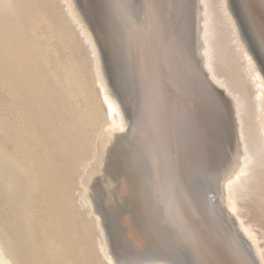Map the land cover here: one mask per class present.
<instances>
[{
	"label": "bare ground",
	"instance_id": "obj_1",
	"mask_svg": "<svg viewBox=\"0 0 264 264\" xmlns=\"http://www.w3.org/2000/svg\"><path fill=\"white\" fill-rule=\"evenodd\" d=\"M61 1L63 14L75 26L72 31H78V36L82 35L92 49V82L82 75L83 69L78 66L81 60L57 61L56 52V60L51 59L50 39L58 32H49L52 21L34 5V0H0V81L15 107L14 120L7 126L4 116L0 117V187L14 223L21 220L18 224L22 226L17 224L20 228L13 233L23 232V240L17 239L22 243V247L18 244L19 249L11 243L16 241L11 240L13 233L10 237L0 226V264L96 263L89 258L90 247L85 252L86 245L78 239L74 224L78 211L69 204L65 175L86 150L92 158L98 156L99 148L105 153L104 165L96 168L97 163H86L91 168L87 166L81 173L84 176L78 183L83 191L78 200L88 206L86 212L94 215V225L102 234L95 248L99 255L96 264H116L117 237L99 217L101 209L95 198L102 191L110 198L114 195L116 188L110 187L114 181L110 173L122 164L127 166L124 156L130 141L139 147L138 156L132 160L137 172L135 185L145 208L152 206L156 210L159 229L155 232L149 222L148 234L162 236L163 229L171 230L199 249L201 258L215 264H264L260 236L246 220L239 203L251 190V194L257 192L258 189L253 192L252 182L256 184L262 178L259 180L258 176L264 175V44L251 15L263 57L238 32L228 0H157L162 9L175 13L167 28L160 23V11L153 10L140 24L133 23L126 29V51L130 63L135 65L137 85V99L130 97L134 103L129 99L128 108L129 104L125 102L124 106L108 83L100 45L90 22V18L96 22L95 30L100 35L109 36L110 20L121 19L125 0H100L97 7L92 6L93 0H83L85 7L78 0ZM131 2L139 7L147 0ZM43 24L48 30L42 31ZM68 37L70 44L76 43L72 33ZM59 39L61 44L63 40ZM66 41L65 37L63 42ZM245 53L251 56V62ZM240 59L244 60L243 66L233 75L235 78L229 77L230 81L216 65ZM245 81L252 89L249 95L243 90ZM215 83L229 95L218 91ZM93 88L98 92L101 109L90 99L95 93ZM202 95L213 97L216 107L209 109L203 104ZM83 100L85 103L81 104ZM99 117V148L91 141L93 145L88 149L87 131ZM121 179V183H126ZM132 190L130 187L129 192ZM126 195L130 194L126 191ZM123 196L120 198L126 199ZM125 203L121 217L123 207L130 205L123 206ZM6 223L3 221L4 226ZM202 234L211 242V250L203 246ZM14 236L15 239L17 235ZM143 246L139 264H161L153 243L148 240ZM17 248L19 253L14 255Z\"/></svg>",
	"mask_w": 264,
	"mask_h": 264
},
{
	"label": "rangeland",
	"instance_id": "obj_2",
	"mask_svg": "<svg viewBox=\"0 0 264 264\" xmlns=\"http://www.w3.org/2000/svg\"><path fill=\"white\" fill-rule=\"evenodd\" d=\"M48 1H49V3H48ZM52 1H53V3H52ZM99 1L100 0H93V5L92 6H94L95 7V5H96V7H97V5L99 4ZM255 3H257V5L259 6V11H260V14L262 13V14H264V0H253ZM42 2H44V3H42ZM47 3V5L45 6V4ZM94 2H97V4H95ZM34 5H36V7L37 6H39L40 7V9H41V11L46 15V17L48 18V21L49 22H51V25L50 26H54V27H56V28H53V26H52V28L50 27V29H52V30H55V31H52V30H50L49 29V32H51L52 34H54L55 32H58V35L57 34H55V35H57V36H53V38L52 39H50V46H49V49H48V53H49V55H50V57H51V59H55L56 57H58L57 59H59V60H57V61H61V62H66V61H69L71 58V60H75V62H79L78 60H81L78 64V66H80V67H82L81 68V70H82V75H84L85 76V78L88 80V81H91L90 80V78L92 79L93 78V73H92V70H93V65H92V62H91V60L93 59V55L91 54V52H92V49H91V47L89 46V44L87 43L86 44V42L84 41V40H82L83 38V36L82 35H80V37L78 36L80 33L77 31H72L73 30V28L72 27H74V30H75V26H73L74 24H73V22L71 21H69L68 20V17L66 18V16L63 14L64 13V10H63V2L61 1V0H34ZM41 3L43 4V5H41ZM56 4V6L55 5H53V4ZM50 5V8H51V6H52V8L51 9H53L52 10V12H53V16H52V12L50 11V8H49V5ZM48 7V9L45 11L44 9H46ZM54 7H56V8H54ZM58 9V10H57ZM44 10V11H43ZM49 11H50V13H49ZM262 11V12H261ZM58 14H59V16L60 17H58ZM231 14H232V12H231ZM62 15H63V17H62ZM250 15H251V17H252V19L254 20V22H255V25H256V28H257V31H258V33H259V38H260V40L263 42V44H264V36H262V34H264V26H262L261 25V23L259 22V20L258 19H256L255 20V18H254V16L250 13ZM232 17H233V15H232ZM56 18V19H55ZM62 18V19H61ZM23 19V18H22ZM233 19H234V17H233ZM61 20H63V21H61ZM235 20V19H234ZM236 21V20H235ZM21 23H23V20L21 21ZM73 25H72V24ZM237 23V22H236ZM24 24V23H23ZM83 24L85 25L86 23L83 21ZM46 24H43V25H41V29H42V31H45L47 28H45L46 26H45ZM58 27H57V26ZM69 27V28H68ZM237 27H238V24H237ZM57 28H59V31H57ZM60 29H62V31H64V32H62ZM229 29H230V31L232 30V27H229ZM48 30V29H47ZM238 32H240L239 31V27H238ZM66 31V32H65ZM72 31V32H71ZM67 32H69V33H67ZM62 33V34H61ZM63 33H65V34H63ZM72 33V35H73V38H75L74 39V41L76 42V43H73V44H70L68 41V35L69 34H71ZM77 33V34H76ZM60 35V36H59ZM65 35V36H64ZM67 35V36H66ZM61 37V39L64 41V38L66 37V39H67V41H66V43H64L62 40V42H61V44L62 43H64V44H60V38ZM68 37V38H67ZM82 40H80V39ZM108 39H109V37H108ZM59 41V42H58ZM78 42V43H77ZM137 42V41H136ZM83 43V44H82ZM77 44V45H76ZM235 44H237V42H235V43H233V45H235ZM74 45V46H73ZM79 47V48H78ZM111 49V48H110ZM56 52V53H55ZM84 52V53H83ZM56 54V57H55V54ZM54 55V57H53V55ZM74 58H76V59H78V60H76V59H74ZM83 59V60H82ZM56 60V59H55ZM65 60V61H64ZM243 62H244V60L243 59H240V60H238L237 62L236 61H233V62H231L230 64H226V63H224V62H216V63H218V64H216L217 65V67H218V69H220L219 71L221 72V74H223V75H225V74H227V75H225L226 77L225 78H229V77H231V78H233L237 73H238V69H240L242 66H243ZM242 63V64H241ZM222 64V65H221ZM224 64H226V66L224 65ZM241 64V65H240ZM83 65V66H82ZM219 65V66H218ZM230 65H233V66H230ZM221 67V68H220ZM233 67V68H232ZM5 68V67H4ZM236 68V69H235ZM115 70H116V72L118 73V70H117V66L115 67ZM237 70V71H236ZM240 72H243V70H239ZM223 72V73H222ZM244 73V72H243ZM94 75H95V72H94ZM118 75H119V77H120V80L122 81V79H121V76H120V74L118 73ZM234 75V76H233ZM231 78H229L228 80L230 81L231 80ZM235 78V77H234ZM92 81H93V79H92ZM91 81V82H92ZM120 81V82H121ZM246 85V86H245ZM250 84L249 83H246V81H245V83H244V86H243V90H244V93L246 94L247 93V95H249V94H251L250 93V91L252 92V89H251V87L249 86ZM121 86H122V88L124 89L123 91H124V93L127 95L126 97H127V100L129 101V99H130V97L131 98H133L134 99V101H135V98H134V96L136 97V99H137V95L135 94V91H132V92H129V90L128 89H126V87H125V85H124V83H123V81L121 82ZM250 87V88H249ZM95 88H93V90H94ZM245 89L247 90V91H245ZM250 90V91H249ZM94 92L95 93H93V96L92 97H90V99H92L93 98V101H94V103L97 105V107H99L100 109H101V104H100V102H99V96H98V92H97V90H94ZM249 93V94H248ZM129 96V97H128ZM133 99L131 100L130 99V102H133ZM82 102L83 103H85L84 102V100L83 101H81V104H82ZM99 102V103H98ZM134 103V102H133ZM181 105H184V103L183 104H181ZM187 106H194V104H192V103H187ZM13 107H14V105H13V101H12V99H11V97H10V95L8 94V92H7V90H6V87L4 86V85H2V83H1V81H0V117H2V116H4V117H2L3 119H4V121H5V126H7L8 124H10V122H12L14 119H13V113H14V110H15V107H14V109H13ZM7 116V117H6ZM6 119V120H5ZM101 120H102V117H99L98 118V121H97V123L96 124H94L93 126H91L89 129H88V131H87V135H86V140H87V142H86V144H87V146H86V148H88V147H91V146H89V145H93L92 143H94V144H96L97 146H98V148H99V145L97 144V142L99 143V139H98V136H99V133H100V130L99 129H101V128H99L100 127V125H99V123L101 122ZM1 121V120H0ZM98 133V134H97ZM90 140V141H89ZM91 141H92V143H91ZM97 141V142H96ZM88 142H90L89 144H88ZM85 144V145H86ZM89 149V148H88ZM100 150H99V154H101L102 153V155L100 156L99 154H98V156H96V157H90V156H92V155H90V152L88 151V150H86V152H85V154L83 155V158H80V159H78V162L76 161V164L74 165V166H72L71 167V169L66 173L67 175H65V180L67 181V192L70 194H68V197H69V199L72 201V199H73V197H74V201H68L69 202V204L71 205L72 204V206L74 207V210H75V208H76V211H78L76 214H78V215H74L75 217H74V224L76 225V229H77V236H78V239L80 238V242L83 244V245H86V246H84L83 248L84 249H86L85 250V252L87 251V248L86 247H90L88 250H89V258H91V259H93V261H95L96 260V263L98 262V256H97V251L95 250V248H96V244L98 243V241L100 240V238H101V236L100 235H102L101 234V231H99V229H98V227L96 226V225H94L95 223V221H94V219H95V217H94V215H92V214H88L87 212H86V209H87V207L88 206H86L85 204H83V202H82V200H78V198L79 199H81L80 198V194H81V192L83 191L82 189H83V187L82 186H80V184L78 183L79 181H81V179L83 178V176L84 175H82L83 173V171H85L86 169H87V166L89 167L90 166V164H96L97 163V165H96V168H101L100 167V165L103 167V165H104V160L105 159H103V158H105V153L101 150V148H99ZM100 151H102V152H100ZM103 153H104V157H103ZM89 154V155H88ZM90 157V158H89ZM97 157H101V158H97ZM85 158H87V160L88 161H85ZM96 159V160H95ZM84 160V161H83ZM93 160V161H92ZM95 160V161H94ZM99 160H101V161H99ZM92 162V163H90V164H86L87 162ZM97 161H99L100 163H98ZM81 162H83V163H85V164H83V163H81ZM103 162V163H102ZM255 162H258V160L257 159H255ZM255 162H253V163H255ZM80 164V165H79ZM252 164V163H251ZM257 164V163H256ZM83 165V166H82ZM99 165V166H98ZM98 166V167H97ZM254 166V165H253ZM83 167V168H82ZM85 168V169H84ZM89 168H91V167H89ZM88 168V169H89ZM262 167H260V169H261ZM263 169V168H262ZM262 169H261V171H262ZM74 170V171H73ZM98 170V169H97ZM259 170V168L257 169V172H259L258 171ZM264 170V169H263ZM260 171V172H261ZM100 172V171H99ZM69 173V174H68ZM71 173H72V175H71ZM82 173V174H81ZM86 173V172H85ZM84 173V174H85ZM262 173H264V172H262ZM262 173H258V175L259 174H262ZM69 175V176H68ZM81 175H82V177H81ZM86 175V174H85ZM257 175V176H258ZM263 175V174H262ZM262 175H259L258 177H259V180H260V178H261V183H260V181H258V180H256L257 181V183L255 184L254 182H252L253 184H252V187H253V192H255L254 191V189H258V190H256L257 192L254 194H251L252 193V190H251V192H250V190L248 191V192H250V194L249 193H247L248 195H247V198L244 196V198H240L239 199V203H240V205L242 206V208H243V210H242V212H243V214L246 216V220L248 221V222H250V224H251V226L253 227V229L257 232V234L260 236V240H261V244L264 246V181L262 180V179H264L263 177H264V175L262 176ZM78 176H79V178H78ZM261 176V177H260ZM258 177H257V179H258ZM77 179H78V181H77ZM121 180H123V179H121ZM72 182V183H71ZM115 182L117 183V181L114 179V181L112 180V184L110 185V187L111 188H116V189H113L114 190V195L113 196H111V200L110 201H113V199L115 198V199H117V200H120L122 197V195H124L123 197H126V199L125 198H123L124 199V201H123V199H121L120 201H118V203H119V206L121 205V207H122V203H124V202H126L125 204H123V206H125V205H129V206H125V207H123V210H124V213H123V215H122V224H123V226H122V229L123 228H126V229H123V230H125L126 231V236H127V238L132 242V244H134V245H136L137 247H139L140 249H141V252H143V248L142 247H144L143 245L144 244H146L147 242H148V238H147V235H148V233H147V228H148V225H149V222L153 225V229L155 230V232H158V231H156V229H159V227H158V225H157V223H158V221H157V223H156V217H155V213H156V210L155 209H153V207L152 206H150V207H148V208H145L146 206L144 205V202L142 203V200H141V196H140V193H139V189L137 188L138 186H136V185H131V184H129L127 181H126V183H121L122 181H120V183L124 186H122V185H120V183H119V185H118V183L117 184H115ZM125 182V181H124ZM258 182L261 184V185H259L258 184ZM74 183V184H73ZM129 185H128V184ZM125 184V185H124ZM258 184V185H257ZM73 185V186H72ZM116 185H118V186H116ZM127 185V186H126ZM254 185H255V187H254ZM257 185V186H256ZM126 186V187H125ZM80 187V188H79ZM119 187H121V189L119 188ZM130 187H131V190L133 189V187H134V189L132 190V192H129L130 191ZM258 187V188H257ZM261 187V188H260ZM128 188V189H127ZM117 189L119 190V192L117 191ZM0 196H2V198L0 197V204L2 205H0L1 207H0V222H1V224H0V226H1V228H3V230H6V233L8 232L9 233V235H10V237H11V233H13V232H15V231H17V229L16 228H20L21 226L18 224V226H20V227H17V224H16V222L14 223V217H13V214H12V212H11V209H9L10 208V205L9 204H7L8 202V200H6L7 198H5L4 196L5 195H3L2 193H3V190L1 189V187H0ZM69 190H70V192H69ZM118 193H117V192ZM126 191H127V194H130L129 196H127L126 195ZM260 191V192H259ZM120 192H122V193H120ZM129 192V193H128ZM259 192V193H258ZM136 193H137V195H136ZM116 194V195H115ZM120 194H121V196H120ZM132 194H135L134 196L132 195ZM74 195V196H73ZM253 195H255V197L253 196ZM73 196V197H72ZM252 196V197H251ZM116 197H121L120 199L119 198H116ZM132 199H131V198ZM135 197V198H134ZM139 198V200H138V198ZM251 199H250V198ZM261 197V198H260ZM129 198V199H128ZM256 200H255V199ZM2 199H4V200H2ZM131 199V200H130ZM134 199H137L136 201L134 200ZM246 199V200H245ZM250 199V200H249ZM2 200V201H1ZM127 200V201H126ZM129 200V201H128ZM255 200V201H254ZM114 201H116V200H114ZM112 202V203H114V204H116L117 203V201L116 202ZM123 201V202H122ZM130 201H133L134 203H136V202H138V203H136V204H138L139 206H140V208H142V209H138L139 207L137 206L136 207V204H133V202L131 203ZM252 201V202H251ZM74 202V203H73ZM127 202H129V203H127ZM117 203V204H118ZM140 203V204H139ZM142 203V204H141ZM261 203V204H260ZM263 203V204H262ZM78 205L79 206V208H78V206H76V205ZM116 204V205H117ZM131 204H133L132 206H131ZM84 205V206H83ZM4 206H6L7 208H8V211H7V208L6 207H4ZM72 206L70 207V208H72ZM243 206H245V207H243ZM40 207V208H39ZM82 207V208H81ZM131 207H133V208H135V209H132ZM262 207V208H261ZM3 208H4V210H3ZM127 208V209H126ZM136 208H137V210H136ZM40 209V210H39ZM130 209V210H129ZM37 210L40 212L41 211V206L39 205L38 206V208H37ZM80 210V211H79ZM127 210L129 211V212H131L130 214H129V212H127ZM132 210H133V212H132ZM135 210V211H134ZM4 211V212H3ZM154 211V212H153ZM7 212V213H6ZM136 212V213H135ZM142 212V213H141ZM151 212H153V214H151ZM150 213V214H149ZM2 214L4 215V216H2ZM6 214V215H5ZM128 214V215H127ZM135 214L137 215L136 217H135ZM12 215V216H11ZM138 215H140L139 217H138ZM5 216H7L8 218L6 219V217ZM70 216H71V214H70ZM72 216H73V214H72ZM5 217V218H4ZM99 217H101V216H99ZM138 217V218H137ZM4 218V219H3ZM94 218V219H93ZM123 218H124V220H123ZM127 218V219H126ZM135 218H137L136 220H135ZM140 218H142V219H140ZM154 218V219H153ZM151 219V220H150ZM2 220V221H1ZM9 220L11 221V222H9ZM150 220V221H149ZM3 221H7L8 223H6V224H8L10 227H11V225L12 226H14L15 225V229L13 228V227H11V228H9V226L7 225H3ZM85 223H84V222ZM93 222V223H91V222ZM146 221V222H145ZM152 221H153V223H152ZM13 222V223H12ZM90 222V223H89ZM22 223V222H21ZM89 223V224H88ZM126 223V224H125ZM81 224H82V227H80L81 226ZM140 224H141V226H140ZM197 224H199L198 222H197ZM92 225V226H91ZM126 225H127V227H126ZM129 225V226H128ZM89 226H90V229H89ZM147 226V227H146ZM199 226H201V225H199ZM5 227H7L8 228V231H7V228L5 229ZM79 227V228H78ZM95 227H96V229H95ZM158 227V228H157ZM83 229V231H82V229ZM85 228H87V230L85 229ZM91 229H93L94 230V232L93 231H90ZM138 229V230H137ZM140 229H142V230H140ZM9 230H10V232H9ZM12 230H14V231H12ZM144 230V231H143ZM88 232V234H87V232ZM103 232V231H102ZM18 232H16V234H14L13 233V235H12V238H11V240L12 241H17V243H16V241L15 242H11V240H10V242L13 244V243H15V244H13V245H16L17 244V247H19L20 245H21V247H22V243L21 242H18V240L17 239H19V241L20 240H23V232L22 233H20L19 232V234H20V236H19V234H17ZM83 233V234H82ZM86 233V234H85ZM130 233V234H129ZM141 233V234H140ZM5 234V233H4ZM146 234V235H145ZM14 235H17V237L14 239ZM85 237H84V236ZM90 237H89V236ZM129 235V236H128ZM132 235V236H131ZM22 236V237H21ZM25 237H26V235H25ZM24 237V240H27L28 238H25ZM89 237V238H88ZM88 238V239H87ZM134 238V239H133ZM14 239V240H13ZM85 239H87V240H85ZM99 239V240H98ZM83 240V241H82ZM92 240V241H91ZM90 241H91V243H90ZM86 242H88L87 244H84V243H86ZM92 242H95V243H92ZM18 244H20V245H18ZM91 244H94L93 245V247H94V249L92 250V246H91ZM13 245H11V246H13ZM24 246V245H23ZM14 247H16V246H14ZM14 247H12V249H14ZM21 247H19V249H21ZM16 249V248H15ZM92 250V252H90ZM15 250H13L12 252H14ZM94 251V252H93ZM88 252V251H87ZM15 253L16 254H14V255H17V253H19V250H18V248H17V251H15ZM92 253V254H91ZM94 253V254H93ZM93 255V256H92ZM96 257H95V256ZM88 257V256H87ZM21 260L20 261H22L23 259L21 258V257H19ZM95 263V262H94ZM95 263V264H96ZM20 264H24V262H21Z\"/></svg>",
	"mask_w": 264,
	"mask_h": 264
},
{
	"label": "snow or ice",
	"instance_id": "obj_3",
	"mask_svg": "<svg viewBox=\"0 0 264 264\" xmlns=\"http://www.w3.org/2000/svg\"><path fill=\"white\" fill-rule=\"evenodd\" d=\"M125 13L122 14L120 20L112 19L109 23V46L112 50L113 59L116 63L118 73L125 87L132 92L136 89V71L135 65L129 61L126 51L125 36L126 29L130 28L133 23L140 24L146 16H149L153 10L160 11V23L167 28L172 23V17L175 15L169 8H161L157 0H147V2L139 7L131 0H125ZM178 8L179 5H174ZM107 6H105V11ZM167 13V15L165 14ZM177 33L179 29H176ZM264 36V34H262ZM249 62L252 61L251 56L245 53ZM201 102L209 109L216 107V101L210 95H202ZM123 131V129H121ZM139 154L138 145L129 142V151L125 154L124 159L128 162L127 166L123 164L113 169L110 173L119 184L121 177L129 184L135 185L137 182L136 169L132 167L133 158ZM164 235L156 236L152 233L147 238L154 245L155 254L161 264H215L211 259L201 258L199 249H194L189 242L184 240L179 234H174L171 230L163 229ZM202 244L209 250L212 249L211 242L206 236H201ZM116 264H139L138 257L142 255L141 249L134 244H129L127 248L117 252ZM230 264V262H225Z\"/></svg>",
	"mask_w": 264,
	"mask_h": 264
},
{
	"label": "water",
	"instance_id": "obj_4",
	"mask_svg": "<svg viewBox=\"0 0 264 264\" xmlns=\"http://www.w3.org/2000/svg\"><path fill=\"white\" fill-rule=\"evenodd\" d=\"M78 2L84 6L83 0H78ZM229 7L232 11V15L236 20L239 31L246 36L250 42L252 49L261 57L262 51L260 44L255 36V32L252 27V23L250 20L251 13L255 20L258 19L262 26H264V14H260L259 6L253 0H228ZM85 7V6H84ZM262 12V11H261ZM90 18V17H89ZM257 21V20H256ZM90 22L92 24V28L95 31V35L97 37L98 43L100 45V51L102 55L103 67L105 70V75L108 80L109 85L115 91L117 97L122 101L124 106L129 104L128 108L130 107V102L126 98V94L124 93L120 77L115 70L116 63L113 59L112 50L109 46V39L108 35L99 34L95 27L97 26L90 18ZM218 91L228 96L226 89L218 84H214ZM127 109V106L125 107ZM132 112V111H131ZM111 198L107 196L105 193H102L95 198L96 204L100 207L101 212L100 216L101 219L105 221V226L110 233H113L117 237V248L118 251H121L128 247L129 244H132L131 241L126 236V231L122 229V217H121V210L122 207L119 205H115L112 203Z\"/></svg>",
	"mask_w": 264,
	"mask_h": 264
}]
</instances>
